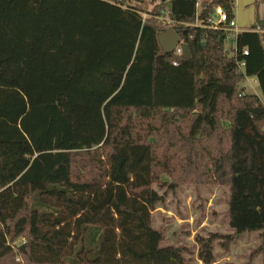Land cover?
I'll return each instance as SVG.
<instances>
[{
	"label": "trees",
	"instance_id": "1",
	"mask_svg": "<svg viewBox=\"0 0 264 264\" xmlns=\"http://www.w3.org/2000/svg\"><path fill=\"white\" fill-rule=\"evenodd\" d=\"M198 1L0 0V264H191L154 241L183 185L229 189L234 233L197 236L203 264L264 241V20L236 58L230 32L185 25L235 0ZM161 16L191 58L162 52Z\"/></svg>",
	"mask_w": 264,
	"mask_h": 264
},
{
	"label": "rangeland",
	"instance_id": "2",
	"mask_svg": "<svg viewBox=\"0 0 264 264\" xmlns=\"http://www.w3.org/2000/svg\"><path fill=\"white\" fill-rule=\"evenodd\" d=\"M240 7L253 9L264 20V3L258 6L255 0H241ZM236 10V9H235ZM255 20L252 22L254 24ZM252 26V24H249ZM229 47V45H227ZM246 87L249 85L245 82ZM160 195L165 189L155 186ZM229 189L222 186L183 185L176 193L165 196V201L153 211V227L161 236L160 247L180 246L185 249L186 262L203 264L198 258L197 236L210 234H233L229 226ZM215 262L213 264H264V241L260 231L238 235L228 251L214 241ZM160 262H173V253L166 250L159 256Z\"/></svg>",
	"mask_w": 264,
	"mask_h": 264
},
{
	"label": "built area",
	"instance_id": "3",
	"mask_svg": "<svg viewBox=\"0 0 264 264\" xmlns=\"http://www.w3.org/2000/svg\"><path fill=\"white\" fill-rule=\"evenodd\" d=\"M200 2L201 1L199 0L198 5L200 4ZM159 19H160L161 25L164 28L170 29V27L175 24V22L172 19H170L169 17L161 16V17H159ZM185 25L201 26L204 28H211L214 30H224V31L230 32V36L228 37V44L230 47V53L233 56H235L236 58H237L238 53L240 51L242 53H244L245 55L248 54V48H243V50H240L238 48V44H237L238 35L245 30L240 28L235 17L230 19L228 12L222 6H218L216 8L215 18L210 20V22L203 24L198 20L194 24L185 23ZM254 31H262V30L260 28H256V29H254ZM183 43H186V41L181 38L180 43L176 46L175 50L172 52V54H174L176 57L183 56V48H182ZM173 64L177 65L178 60H174ZM244 66H245V61L242 60V61L238 62L239 71L243 72ZM245 80L249 85V90L253 93H257V90H256V86H258L257 79L252 78V77L251 78L246 77Z\"/></svg>",
	"mask_w": 264,
	"mask_h": 264
},
{
	"label": "water",
	"instance_id": "4",
	"mask_svg": "<svg viewBox=\"0 0 264 264\" xmlns=\"http://www.w3.org/2000/svg\"><path fill=\"white\" fill-rule=\"evenodd\" d=\"M264 1H262L263 3ZM158 41L163 53H172L176 46L180 43L181 37L174 29H169L165 32H161L158 35ZM183 56L185 58H191V51L188 43L182 44ZM24 246H21L23 249Z\"/></svg>",
	"mask_w": 264,
	"mask_h": 264
},
{
	"label": "crops",
	"instance_id": "5",
	"mask_svg": "<svg viewBox=\"0 0 264 264\" xmlns=\"http://www.w3.org/2000/svg\"><path fill=\"white\" fill-rule=\"evenodd\" d=\"M240 1L241 0H235V3H236V10H235V18L238 22V25L240 26L241 29L243 30H249L252 26H250L249 24H252L253 25V21L255 19H253V9L249 8H245L243 7V9H241L240 7ZM256 90H257V93L260 94V91H259V87L256 86Z\"/></svg>",
	"mask_w": 264,
	"mask_h": 264
}]
</instances>
